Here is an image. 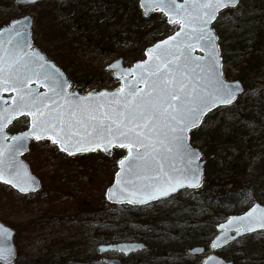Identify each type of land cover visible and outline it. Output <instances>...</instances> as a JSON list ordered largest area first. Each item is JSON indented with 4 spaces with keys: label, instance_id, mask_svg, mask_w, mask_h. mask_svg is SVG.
I'll list each match as a JSON object with an SVG mask.
<instances>
[{
    "label": "rangeland",
    "instance_id": "rangeland-1",
    "mask_svg": "<svg viewBox=\"0 0 264 264\" xmlns=\"http://www.w3.org/2000/svg\"><path fill=\"white\" fill-rule=\"evenodd\" d=\"M16 1L0 0V28L26 15L32 16V48L38 49L62 70L70 81V91L82 95L120 87V80L107 67L119 58L124 67H132L144 60L147 48L166 39L178 28L168 24L157 11L144 18L139 0H44L34 5H20ZM118 1L124 3V9ZM40 12H46L39 25L43 32H39L36 22ZM263 24L264 0H242L237 8L222 11L213 27L221 42L226 43L232 37L237 44V41H245L244 36L250 30L264 31ZM251 47L252 43L243 46L249 52ZM238 54L234 63L224 64L223 71L229 75V81L237 80L247 59ZM260 55L264 65L263 49ZM249 83L252 86L245 89L238 103L217 109L204 119L195 135L196 140L191 143L202 156L208 141L206 134L215 130L220 136L228 134L237 125L238 116L246 113L241 110L243 103L256 101L260 92L264 96V66ZM27 127L28 119L23 117L9 128V132L21 133ZM263 127L260 122L248 125L245 131L256 139ZM252 147L244 159L249 161V170L264 161V144L252 142ZM126 154V149H115L109 156L98 151L84 154V160L80 158L82 155L67 157L60 153L50 140H32L23 159L40 179L39 193L22 196L0 184V221L16 233L14 244L18 257L14 264H63V261L64 264L73 261L85 264L84 260L89 258L92 264H103L99 246L128 242H139L147 249L128 257L125 264H200L198 257L188 256L186 251L208 245L218 234V225L226 222L227 217L242 215L254 203L264 206L262 176L253 178L254 185L236 202L231 198L234 187L224 189L223 182L219 189L183 190L167 200L143 207H108L105 190L111 186L118 169L116 161ZM210 158L202 157L200 162L206 164ZM76 160L80 164L73 162ZM86 168L96 171L91 174ZM68 173L72 178L74 174L77 181H67V177L62 176ZM53 176L62 177L66 185L62 190L66 192L51 193L49 178ZM68 242H76V246L73 259L66 261L62 246ZM215 254L234 264H264V232L244 236Z\"/></svg>",
    "mask_w": 264,
    "mask_h": 264
},
{
    "label": "snow or ice",
    "instance_id": "snow-or-ice-1",
    "mask_svg": "<svg viewBox=\"0 0 264 264\" xmlns=\"http://www.w3.org/2000/svg\"><path fill=\"white\" fill-rule=\"evenodd\" d=\"M241 2L140 0L145 15L159 9L177 30L148 48L144 53L148 59L133 67L117 70L120 61L109 65L121 86L86 97L67 92L70 85L60 70L32 48L27 32L16 27L26 25V18L0 28V93H15L7 98L13 100L11 105L0 95V181L22 193L27 191L25 185H35L17 157L29 136L40 140L47 135L69 154L97 149L108 153L113 144L127 150L116 161V181L106 194L110 203L135 207L169 198L180 188L198 189L202 183L200 153L189 143V133L208 112L231 105L242 91L238 81L224 78L212 25L223 9L237 8ZM196 48L204 55H193ZM34 82L42 83L48 92L30 87ZM15 115L30 116V127L9 137L4 129ZM218 228L222 232L211 241L212 250L245 233L264 230V206L254 203L242 215L227 217V223ZM233 231L235 236L230 234ZM108 247L124 252L137 246ZM99 251L103 253L104 246ZM13 255L8 229L0 225V261L10 264ZM216 260L209 255L205 264Z\"/></svg>",
    "mask_w": 264,
    "mask_h": 264
},
{
    "label": "trees",
    "instance_id": "trees-1",
    "mask_svg": "<svg viewBox=\"0 0 264 264\" xmlns=\"http://www.w3.org/2000/svg\"><path fill=\"white\" fill-rule=\"evenodd\" d=\"M118 3L119 6L121 5V8H125L124 3H122L121 1H118ZM45 15L46 12H40L38 14V19H36L38 26L41 25L40 19H42V17H44ZM39 32H43L41 26H39ZM263 34L264 31L262 29L259 32L250 30L244 36V42L238 39L240 41H237L236 44L234 43L236 42L235 39H233L232 37L227 39L226 43L221 41L219 42L224 64L234 63L237 57L235 55L238 53V56H247V59L243 62V67L240 69L236 78L244 85L245 89L252 86V84L249 82L252 81L256 76H258L264 66L263 57L260 55V51L262 49L264 51ZM249 43H252L251 52H249V50H244L243 48L244 45ZM224 77L227 79L229 75L227 73H224ZM238 102L239 99L237 103ZM241 110L246 113L238 116L237 125H235V127L228 134L220 136L218 135V130H215L212 132V134L205 135L208 141L206 140L207 142H205L203 154V157L209 156L211 158L206 161L205 168L203 169L202 188L204 190L215 189L224 182V189L228 186L234 187V192L231 194V198H234L235 202L240 200L243 197L244 192L252 185H254L255 182L253 181V178L257 179L264 176V161H259L252 168V170H249V161L244 160L246 152L253 148L252 142H262V144H264V127L262 129V132L257 137H255L256 139H252V136L250 137V134H247V132L245 131L248 125L259 124L260 122H262L264 125L263 93H259L256 101L246 100V102L243 103ZM197 132H199L198 129L190 133V144L196 140L195 135ZM230 151H235L236 153L232 155L229 153ZM222 154L224 155L223 157H221ZM86 155H82V157L80 158H84L85 160ZM105 160H108V158H106ZM73 162L80 164L79 160ZM85 171L92 174L96 170L94 168H86ZM62 176L67 177V181H77V178L74 174H72L74 178L71 177V173L64 174ZM49 179L52 183V194L56 195L62 192H66L65 190H62L66 187V185L61 181L62 177L53 176ZM210 185H214V187L211 188L209 187ZM38 193L39 192H37V194ZM105 205H107L108 207L110 206L107 203H105Z\"/></svg>",
    "mask_w": 264,
    "mask_h": 264
},
{
    "label": "water",
    "instance_id": "water-1",
    "mask_svg": "<svg viewBox=\"0 0 264 264\" xmlns=\"http://www.w3.org/2000/svg\"><path fill=\"white\" fill-rule=\"evenodd\" d=\"M42 1H44V0H36V3H34V4H37V3L42 2ZM60 1H62V0H60ZM16 3H17V4H20V5H34V4H28V3H25V0H17ZM139 8H140V10H141L142 15H143L144 18H147L148 16H150V14L153 13L154 11H157V12L161 13L159 9H155V10L150 11V12L148 13V15H145V14H144V9H142L141 6H140V0H139ZM229 8H232V7H229ZM226 9H228V8H226ZM226 9H223L222 11H224V10H226ZM222 11H221V12H222ZM161 14L165 17L166 22H167V16H165L163 13H161ZM25 18H26V20H27V24H26V25H25V24L16 25V27L20 28L21 31H25V32H27V34H28V35H27V39L29 40V42H30L31 45H32V40H31V35H32V34H31V29H32V26H33V17L30 16V15H26L25 17L20 18V19H18V20L23 21V20H25ZM13 21H14V20H13ZM11 22H12V21H11ZM11 22H10V23H11ZM10 23H9V24H10ZM214 23H215V21L213 22V24H214ZM212 26H213V25H212ZM4 28H7V27H4ZM6 35H7V34H5V36H6ZM218 42H219V40L217 41V43H218ZM157 43H158V42H157ZM218 44H219V43H218ZM154 45H155V44H154ZM149 48H152V46L149 47ZM34 49H35L36 51H38V52H39V53H40V54L46 59V57H45V55H44L43 53H41V52H40L38 49H36V48H34ZM147 49H148V48H147ZM147 49H146V50H147ZM146 50H145V51H146ZM145 51H144V53H145ZM220 54H221V52H220ZM193 55L200 56V55H204V53H203L199 48H196V49L194 50V52H193ZM146 59H148V57L144 55V60H146ZM46 60H47V59H46ZM116 61H120V62H121L120 64H117V70H118L119 68H121V67H123V68H128V67H124V66L122 65V59H121V58H119V59L113 61L111 64H114ZM49 62H50V61H49ZM50 63L53 64L52 62H50ZM111 64H110V65H111ZM135 64H136V63H135ZM135 64H134V65H135ZM221 64H222V72H223V61H222V60H221ZM55 66H56V65H55ZM132 67H133V66H132ZM56 68H58V67L56 66ZM58 69H59V68H58ZM107 69L110 70V69H109V66L107 67ZM59 70H60V72L63 74V78L66 79V76L64 75V73L62 72V70H61V69H59ZM110 71H112V70H110ZM112 72H113V71H112ZM113 76H114L117 80H120V79L114 74V72H113ZM66 80H67V79H66ZM67 81L69 82V85H71V84H70V81H69V80H67ZM227 81H228V80H227ZM120 82L122 83L121 80H120ZM229 82H236V81H229ZM238 82H239V84H240V87L242 88V91L239 92V93H237V98L232 102L231 105L235 104V102L237 101V99L239 98V96H241V95L243 94V91H244V86H243V84H242L240 81H238ZM138 86L141 87V88L144 87L143 84H139ZM30 87H35L39 92H43V93H47V92H48V89H47L46 87H44L42 83H35V82H34L32 85H30ZM69 90H70V87H68V88L66 89L67 92H69ZM101 91H104V90H101ZM101 91H100V92H101ZM72 92L77 93V95H78L79 97H86V96L88 95V94H87V95H82V94H80L78 91H72ZM72 92L70 91L69 93H72ZM93 94H95V93H93ZM0 95H2L3 97H5V99H6V101H7V103H8L9 105H11V104L13 103V100H12V99H7V98H8V97H14V96H15V93H14V92H8V91H5V92H3V93H0ZM231 105L223 106V107L218 106L216 109H213L212 111L208 112V113L205 115V117H206L207 115H209L210 113H212L213 111L219 109V108L229 107V106H231ZM22 117H26V118L28 119V128L30 127V122H31V117H30V116H27V115H15V116H13L11 122L6 124V127H5V129H4L5 133H6L9 137L14 136V135L18 136V135L20 134V133L10 134V133L8 132V128H9V127H10V126H11L16 120H18V119H20V118H22ZM205 117H204V118H205ZM204 118H203V120H204ZM202 122H203V121H202ZM201 124H202V123H201ZM201 124H200L197 128L191 130V132L194 131V130H196V129H198V128L201 126ZM28 128H27L25 131H27ZM23 132H24V131H23ZM189 134H190V133H189ZM31 139H35V141H37V142H40V141H43V140H50V141L52 142V139H55V138L53 137L52 139H49V137H48L47 135H45V136L41 137L40 140H37L34 136H29V137L26 139V142H25V143H26V147H25V149L22 150V151L19 153L18 157H17V159H18L19 161L22 162L23 168H24V170L26 171V173L35 179V182H36L35 185H25V187L27 188V191L22 193V192L19 191L18 188L13 187L12 184L5 183L4 181H0V184L5 185V186H7V187H10V188L13 189L14 191H16L19 195H22V196H29V195L35 194V193H37V192L40 190V188H41V182H40V179H39L37 176H35V175L31 172V170H30V168H29V165L27 164V162H26L25 160H23V157L28 153L29 144H30ZM9 143H11L10 140H9ZM52 143H53V142H52ZM53 144L57 147L58 151H60L62 154L66 155V156H68V157H73V156L83 155V154H88V153H95V152H97V151H100V152H102L103 154L109 156V155H111V153H112L113 150H115V149H121L118 145L113 144V145H110V146H109V152H108V153H105L102 149H97V150H95V151H73L72 154H69L67 151H63V150H61V147H60V145H59L58 143H53ZM7 147H8V144L6 143V144H5V148L7 149ZM193 148H195V147H193ZM195 149H197V148H195ZM197 150H198L199 153H200V159H199L198 163H199L200 166H201V178H202L201 186H200L198 189H192V188H180V189H178L176 192L171 193L170 197H173V196L177 195L180 191H183V190H192V191H196V190L201 189V187H202V185H203V168H204V164H205V162H204V161H201V162H200V160H201V158H202V153H201V151H200L199 149H197ZM126 155H127V154H126ZM117 167H118V166H117ZM118 170H119V169H117V171H118ZM115 181H116V176L114 175L113 182H112L111 186L115 183ZM111 186H109V187L105 190V201H106L108 204H110V205H121V204H116V203H110V202L106 199L107 190H108ZM170 197H169V198H170ZM169 198H162V199H159V200H152V201H149L147 204L138 205V206H135V207H143V206H147V205H150V204H152V203H156V202H159V201H162V200H166V199H169ZM128 206H129V205H128ZM131 207H133V206H131ZM224 223H227V221L224 222ZM0 225H3L5 228L8 229V233H9V243L11 244V247H12L13 250H14V255H13L12 259H11L10 264H14L15 261H16V258H17V251H16V247H15V244H14L15 230H14L13 228H11V227L5 225V224L2 223L1 221H0ZM216 230H217V232H218L217 235H220L221 232H222V230L219 229L218 227L216 228ZM261 231H264V230L257 229V230H256L255 232H253V233L261 232ZM253 233H245V234H243V235L237 237L236 240H238L239 238H242V237H244V236H246V235L253 234ZM230 234L233 235V236H235V232H234V231L231 232ZM217 235H216V236H217ZM214 239H215V237H214ZM236 240H234V241H236ZM234 241H229V243H228L227 245L218 246L217 249H215V250H212V249L210 248V250L213 251V252H214V251L222 250L223 248L227 247L228 245H230V244L233 243ZM129 244H131V245H135V246H137V247H134V248H132L131 250H127V251L121 252V251L117 250L115 247H113V248H109L108 245H101V246H104L105 251H104L103 253L99 251V249L101 248V246L98 247V251H99L100 254H105V253H107V252H116V253H118V254H122V255H124V256H127V255H129V254H131V253H136V252L142 251V250L144 249V246H143L142 244L121 243V244H112V245H113V246H119V245H129ZM195 249H197V248H194V249L190 250L189 253H190L191 255H199V254H201V252H197V251H195ZM199 249H201V248H199ZM210 255H213V256L217 257V260H216V261H213V262H209V264H233L231 261H225V260H223L222 258H220L219 256H217V255H215V254H213V253L210 254ZM208 256H209V255H208ZM208 256H207V257H208ZM207 257L204 259V261H203L202 264H205V261H207ZM104 262H106V263H108V264H119V261H116V260H104ZM0 264H3V262L0 261Z\"/></svg>",
    "mask_w": 264,
    "mask_h": 264
},
{
    "label": "flooded vegetation",
    "instance_id": "flooded-vegetation-1",
    "mask_svg": "<svg viewBox=\"0 0 264 264\" xmlns=\"http://www.w3.org/2000/svg\"><path fill=\"white\" fill-rule=\"evenodd\" d=\"M56 1H60V0H56ZM64 1H68V0H62V1H60V2H64ZM2 28H4V27H2ZM213 238H214V236H213ZM212 238V239H213ZM212 241V240H211ZM211 241L209 242V244L208 245H199V246H197V247H194V248H201V249H203V251H201V254H199V255H191L190 253H189V251L191 250H187L186 251V253H187V255L188 256H193V257H198L199 259H200V264H202L203 263V261H204V259L208 256V255H210L212 252H211V250H210V244H211ZM128 243H133V244H141V243H139V242H128ZM114 244V243H113ZM107 245H112V244H107ZM143 246H144V249L142 250V251H145L146 249H147V246L146 245H144V244H142ZM75 246H76V242H68V243H65V244H63V248H62V253H63V255L64 256H67L66 257V261L67 260H69L70 258L71 259H73V255L75 254V252H74V250H75ZM227 248V247H226ZM225 249V248H224ZM141 251H139V252H136V253H131V254H129V255H127V256H124V255H122V254H118V253H115V252H107V253H105V257H104V254H102V258H101V262L103 263V264H108V263H106V262H104V260H116V261H119V264H125V262H126V260L128 259V257H132V256H134V255H136V254H139ZM227 261V260H226ZM228 261H231V260H228ZM64 262L65 261H63V264H64ZM232 262V261H231ZM71 263V262H70ZM73 264H76L75 263V261H73L72 262ZM71 263V264H72ZM84 263L85 264H92V260H91V258H89V259H85L84 260ZM233 263V262H232ZM147 264H152V262H148ZM234 264V263H233Z\"/></svg>",
    "mask_w": 264,
    "mask_h": 264
}]
</instances>
